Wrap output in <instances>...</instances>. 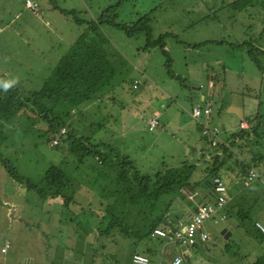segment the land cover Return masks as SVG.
Segmentation results:
<instances>
[{
  "label": "rangeland",
  "instance_id": "1",
  "mask_svg": "<svg viewBox=\"0 0 264 264\" xmlns=\"http://www.w3.org/2000/svg\"><path fill=\"white\" fill-rule=\"evenodd\" d=\"M15 1L20 13L16 18L15 9H10L13 0H0V18L15 21L0 32V87L14 85L26 92L39 89L58 59L85 29L86 25H78L76 19L94 18L100 11L118 3L121 5L116 11L115 22L129 25L139 16L148 14L152 19L153 38L169 34L164 40L165 48L172 58L171 72L180 78L169 73L165 65L167 57L158 48L144 53L138 49L145 43L144 35L129 38L116 27L106 25L102 29L108 44L126 62L127 68L118 75L123 82L83 107L81 112L71 111V128L77 135L88 136L91 142L111 145L117 153L124 147L119 142L125 133L124 140H135L127 152L136 160L144 152L149 154L152 164L160 161L162 156L161 161L167 164H177L180 160L193 162L189 146L192 147L190 143L194 138L189 140L187 130L189 125L194 127L195 119L189 112L193 106L201 110L207 107H204L207 100L197 103L193 100L194 82L203 86L206 76L210 83L213 77L223 81L222 84L227 82L229 89L222 98L224 110L230 107L236 112L235 105L246 101L245 108L240 109L245 115L251 108L250 104H254V93H257L259 101H264L263 88L261 91L258 89V68L246 49H232L230 46L251 39L254 45L264 50V0H254L253 6L243 12L230 9L228 4L233 0H30L37 3L36 9L28 8L26 0ZM63 10L77 13L65 14ZM133 84H143L144 88L134 89ZM200 93H204V87L200 88ZM229 98L235 101L232 105H228ZM210 103L214 109L216 100ZM155 108L163 111L162 116L166 120L164 123L161 121L164 127L158 126L163 134L168 132L164 138H151V134L157 137L158 130L149 134L145 128V119ZM259 109L261 112L262 108ZM21 118L18 116L15 124ZM64 128L68 130L67 126ZM36 135L24 137L20 130L11 134L12 143L5 155L19 173L36 177L40 168L46 166L49 156L55 161L60 155L69 161L73 159L67 152L52 150V142L40 161L37 155L40 158L45 142ZM32 158L42 163L39 162L37 167L30 161ZM143 167L140 164L138 168L141 170ZM198 173L193 172L194 175ZM14 186L22 189L19 190L21 192H13ZM24 190L25 186L15 185L0 165V243L6 239L3 246L8 244L5 253H0L3 256L8 254V264L16 261L21 264H132L131 253L140 249L139 245L131 244L132 239L115 234L105 248H98L95 252L93 248L97 240L94 234L84 241H80L81 237L77 239L78 230L69 211L61 205L42 202L37 194L31 192L28 193L34 199L29 201L23 195ZM4 199L9 202L1 205ZM27 205L34 210L29 211ZM2 207H6L4 211L9 213L8 224L7 219L2 218L5 215ZM61 207L63 210L59 211ZM243 219H239L242 224L248 222ZM230 223V220L217 224L205 221L203 227L209 232L208 241L204 248L197 244L183 264H249L264 253V243L258 248L253 241L255 239L245 235L243 228L235 230ZM4 228L10 236L2 235L5 234ZM222 229H227L229 238L223 237ZM97 232L95 236H98ZM165 258L169 259L167 255Z\"/></svg>",
  "mask_w": 264,
  "mask_h": 264
},
{
  "label": "trees",
  "instance_id": "2",
  "mask_svg": "<svg viewBox=\"0 0 264 264\" xmlns=\"http://www.w3.org/2000/svg\"><path fill=\"white\" fill-rule=\"evenodd\" d=\"M252 2L254 0H233L228 6L233 12H243L253 6ZM120 5L109 6L91 19H76L78 25H86L85 29L58 59L39 89L26 92L14 85L0 87L1 167L13 181L23 184L26 191L37 194L42 202H52L69 211L78 230L77 239L81 237L80 241H84L94 234L97 240L93 248L95 252L98 248H105L115 234L127 240L132 239L133 245H140L144 240L155 238L151 234L156 228H174L179 219H185L180 216L174 221L172 217L178 213L175 207L181 201L187 200L195 205L205 203L196 190L199 184L192 182L195 170L193 162L184 160L177 164H167L162 161L153 173L143 172L129 156L117 153L109 144L91 142L88 136L77 135L71 128V111L81 112L83 107L123 82L118 75L127 68L126 62L103 36L104 26L116 27L129 38L144 35L145 43L138 49L144 53L158 48L167 57L165 65L171 72L172 58L164 41L169 34L153 38L150 26L152 19L148 14L139 16L129 25L115 22ZM62 12L70 15L77 13L73 10ZM230 46L232 49H246L262 76L264 94V50L254 45L251 39ZM171 73L180 78L176 73ZM138 86L133 84L134 89ZM259 103L264 106V101ZM18 116L22 118L15 124ZM250 122L244 136H247L255 156L252 158V166L259 169V178L264 182V152L258 148L259 145L264 148V113H259ZM66 126L68 130L64 128ZM18 130L24 137L37 134L38 138L44 139L45 150L40 153V158L37 155L40 161L46 155V147L54 140L57 143L52 144V150L67 152L73 159L69 161L66 156L60 155L55 161L49 156L46 166L40 168L36 177L19 173L5 155L12 143L11 134ZM62 130L64 132L61 133ZM220 147L223 153L231 156L227 146L222 144ZM217 157L213 155L215 163L209 174L215 175L217 172ZM30 161L37 167L42 163L33 158ZM252 166L251 163L243 162V173ZM194 191L198 194L190 199L188 195ZM62 207L58 210L62 211ZM246 220L250 222L243 219ZM250 223L248 232L254 235V231L255 234L258 231L264 237L253 221ZM97 230L98 236H95ZM249 264H264V253Z\"/></svg>",
  "mask_w": 264,
  "mask_h": 264
},
{
  "label": "crops",
  "instance_id": "3",
  "mask_svg": "<svg viewBox=\"0 0 264 264\" xmlns=\"http://www.w3.org/2000/svg\"><path fill=\"white\" fill-rule=\"evenodd\" d=\"M11 3L13 5L10 6V9H15L14 17L16 18L20 14L17 12L19 5L15 0H13V2ZM33 3H36V2H33ZM40 10L41 9H39L36 12H39ZM12 20H13L12 18H6V21H8L6 22L5 19L0 18V32L8 28L10 24L15 23V21L12 22ZM261 77L262 76L260 75V79L258 80L259 81L258 89L260 91L262 90V87H263V82L261 80ZM214 81L215 83H213ZM211 82H212L211 83L212 92L214 94V97L211 99V101L216 100V103H214V109H213L210 103L211 101L210 102L206 101V96H204L205 99L202 100V101H206L205 102L206 105H204V107L206 106L210 107L211 112H210V115L205 116V118H202V116H204L202 115L200 117V120L206 123L209 127H216L219 130L218 138L221 142L218 141V144L214 147L210 146L209 145L210 138L201 134L202 127L195 122V120L193 119L191 115V112H189V115L194 120V127L189 125V128L187 130L188 133L187 132L186 133L189 135L188 137L189 140L192 137L194 138L193 142L190 143L192 147L189 146L191 148L190 154L192 152L191 159H193V163L195 165L194 172L199 171L197 175H194V174L192 175V182L199 184V187L196 190L199 191L200 199H202L205 202H213L215 199V192H214L211 178L212 176L219 177L223 181L226 187L227 201L223 209L218 211L216 215L213 217V219H209V220H211V222H213L214 224H217L219 222L222 223L225 221L227 223L228 220H230L231 223L229 225L231 226V228L235 230L243 228L242 229L243 233L247 236H250V238H254L255 240L253 241H255V244L258 246V248H260V246L264 243V237L260 236V234L257 231L259 229L256 227L255 224L256 222H258L262 226H264V219H263V216H264V182H262V180H260L259 178V175H260L259 169L252 166V158L255 156L253 155V152L251 150V145L248 143L247 136L246 135L244 136V134H245V131L249 129L251 125L250 121L255 120V118L258 116L259 113L261 112L264 113V106H262L259 103L260 101H259V97L257 96V93H254V98H253L254 100L251 99L254 101V104H250L251 108H249L248 113H245V115L243 111L241 110L245 108L246 101L239 102L238 105H235L236 112L230 110V107H226L224 110L222 98H225L226 89H229L228 86H226L227 82L225 81V84H222L223 81L221 82L220 79H217L216 77H213L211 79ZM143 88H144V85L139 84L138 89H143ZM220 88H223V91L221 93H219ZM219 98L221 99L220 101H219ZM227 101L229 102L228 105H232L235 102L234 100L230 98L227 99ZM259 108H262L261 112ZM237 109L240 112L237 111ZM154 112L159 113V119H160L159 125L164 127V125L162 124L164 123V120H165L164 117L162 116L163 111L162 110L160 111V109L155 108L146 117L145 128L147 129V132L149 134L158 130L156 132L157 137H155L154 134H151V138H154V139L158 137L164 138L166 135H168V132L163 134L162 133L163 130H160L159 128L161 126L157 127L156 129L152 131L148 129V119L153 115ZM237 112L242 113V114L238 115ZM122 135L124 136L121 142L119 143L123 144L124 147L123 149L118 151L119 153L129 156L130 159L134 163L136 161H139L138 164L136 163L135 164L137 167H139L140 164H142L144 166L143 169H141L143 172L153 173L156 169L159 168V166L162 163L161 159L163 156L162 157L160 156L161 157L160 161L155 162L153 164L152 162H150L151 160H150L148 153L146 154L144 152H141L140 158L139 159L137 158V160L132 158L128 154L127 148L131 146L130 144L134 143L135 140L134 139L124 140V138L126 137V134L124 133ZM239 135H241V137ZM150 144L151 143H149V146H151ZM222 144H224V146H227V148L229 149L228 152L231 153V156L223 153V149L220 147V145ZM258 148L260 151L264 152V148H262L260 145ZM213 155H218L217 157L218 163H216V166H215L218 169L215 175L209 174L210 169L214 166L213 164L215 163L213 162ZM170 157H173V155H171ZM180 161H184V160H180ZM145 162L148 164L147 167H145L146 165ZM243 162L251 163V166H252L251 169L247 168L248 170L246 169L245 173H243V167H242ZM260 165H262V163ZM250 170H255L258 174V177L251 180L247 185H245V179ZM13 183L15 185L23 186L22 184H19L15 181H13ZM19 190H22V189H19ZM19 190L17 186H14L12 188L13 192H21ZM5 195L6 197L9 196L7 195V193ZM23 195L26 196V198H28L29 201L34 199L33 198L34 196L30 195L28 191H26V189L24 190ZM200 199L198 201H200ZM8 202H9L8 199H4V201H1V205H4L5 203H8ZM27 207L29 211L34 210L32 206L27 205ZM195 207H196L195 204H190V202L186 203V201L183 200L177 204V206L175 207V210L176 212L184 211V214L182 215L181 218H183V216L184 218H188L191 215V213L194 211ZM4 210H7V208L2 207L1 211L3 213L5 212ZM222 216H224V219L220 220ZM2 218L7 219L6 223L7 224L9 223V219H10L9 213L7 214L5 212V215H3ZM241 218L248 219L250 220V222L253 221L254 226L257 228L256 230L257 234H255V231H254V235L250 234L247 228H249L251 223L248 221L247 223L242 224L239 221V219ZM203 230L205 231L204 227H203ZM4 231H5V234H2V235L10 236L9 231H7L5 228H4ZM205 232H208V231H205ZM229 236H230V233H229ZM5 241L6 239L0 243V247L3 246ZM207 241L208 240L197 243V244H199L201 248H204L203 246ZM197 244L194 246H185L179 243H169L165 241L163 238L155 237V238H150L148 240H144L143 242H141V244L139 245L140 249L135 250L133 253L139 252L140 254H145L150 259L151 264H169L170 260L175 255L181 256L183 261H185V258L189 257L190 251L194 249L197 246ZM133 253H131L130 255V260H131V256ZM7 255L3 256L2 254H0V264H8ZM165 255H167L169 259L168 258L166 259ZM15 263L21 264L18 261H16ZM131 263L134 264L132 260H131ZM22 264H24V262Z\"/></svg>",
  "mask_w": 264,
  "mask_h": 264
},
{
  "label": "built area",
  "instance_id": "4",
  "mask_svg": "<svg viewBox=\"0 0 264 264\" xmlns=\"http://www.w3.org/2000/svg\"><path fill=\"white\" fill-rule=\"evenodd\" d=\"M26 6L30 9L37 8V4L32 3L30 0H26ZM210 112V107L201 110L198 106H193L191 115L196 119L198 125L202 127L201 134L209 137V145L214 147L218 144V141H220L218 138L219 130L216 127H209L206 123L200 120L202 115L209 116ZM159 124V113L154 112L148 119V129L152 131L156 129ZM53 143L56 144L57 140H54ZM256 177H258L257 172L255 170H250L245 179V185ZM212 184L215 192V199L213 202L197 204L191 215L188 218L178 220L174 228H156L151 236L163 238L169 243H179L185 246H194V244L208 240L209 234L203 230V223L206 220L213 219L216 213L223 209L227 201L226 187L223 181L219 177L214 176L212 178ZM197 194L198 192L194 191L190 193L188 197L192 199L195 198ZM223 219L224 216L220 218V220ZM255 225L264 234V226L258 222H256ZM7 247L8 244H5V246L0 248V252L5 253ZM131 260L134 264H151L149 258L144 254L134 253L131 256ZM169 264H183V259L181 256L175 255L172 257Z\"/></svg>",
  "mask_w": 264,
  "mask_h": 264
},
{
  "label": "water",
  "instance_id": "5",
  "mask_svg": "<svg viewBox=\"0 0 264 264\" xmlns=\"http://www.w3.org/2000/svg\"><path fill=\"white\" fill-rule=\"evenodd\" d=\"M206 77L207 78H206V81L204 82L203 86H202V84L200 85L198 82H194L195 83L193 86V90L195 91L193 94L194 103H197L198 101L204 100L205 99L204 96H206L207 101H210L214 97V94L212 92L211 83L208 80V76H206ZM203 87H204V93L205 94L200 93V88H203ZM219 91L221 92L222 88H220ZM183 214H184V211H181V212L174 214L172 217H173V219L176 220L180 216H182ZM221 234L223 235V237L225 239L228 238V236H229V233L226 231V229H222Z\"/></svg>",
  "mask_w": 264,
  "mask_h": 264
},
{
  "label": "clouds",
  "instance_id": "6",
  "mask_svg": "<svg viewBox=\"0 0 264 264\" xmlns=\"http://www.w3.org/2000/svg\"><path fill=\"white\" fill-rule=\"evenodd\" d=\"M4 87H5V88H7V87H8V85L6 84V85H4Z\"/></svg>",
  "mask_w": 264,
  "mask_h": 264
}]
</instances>
